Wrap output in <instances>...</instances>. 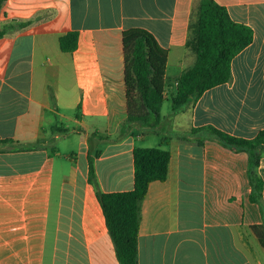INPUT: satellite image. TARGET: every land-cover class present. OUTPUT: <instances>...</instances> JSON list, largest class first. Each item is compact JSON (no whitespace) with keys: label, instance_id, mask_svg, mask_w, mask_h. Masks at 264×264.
I'll use <instances>...</instances> for the list:
<instances>
[{"label":"crops","instance_id":"crops-1","mask_svg":"<svg viewBox=\"0 0 264 264\" xmlns=\"http://www.w3.org/2000/svg\"><path fill=\"white\" fill-rule=\"evenodd\" d=\"M213 1L253 40L231 60L227 83L167 123L161 115L157 130L174 137L163 138L166 180L151 182L140 204L138 264H264L252 230L264 225V149L261 199L251 203L247 153L191 133L210 128L251 140L264 131V0ZM198 2L0 4V29L11 27L0 38V264H119L88 158L100 192L133 189L132 152L147 136L116 139L126 118L122 33L144 29L167 51V117L177 79L195 60L188 41ZM70 32L77 48L65 53L59 38ZM171 63L182 69L173 88Z\"/></svg>","mask_w":264,"mask_h":264},{"label":"trees","instance_id":"trees-1","mask_svg":"<svg viewBox=\"0 0 264 264\" xmlns=\"http://www.w3.org/2000/svg\"><path fill=\"white\" fill-rule=\"evenodd\" d=\"M4 0H0V4ZM23 26V25H19ZM0 29L2 38L8 29ZM188 45L195 55L194 63L186 69L175 85L171 96V114L165 119L161 107L166 100L164 79L168 53L148 31L139 28L122 33L126 118L118 130V137L156 134L165 120L188 108L208 89L230 80L231 60L252 43V30L233 22L226 9L213 0H199L195 20L190 24ZM78 34L67 33L59 38L62 52L76 50ZM163 119V120H162ZM192 134L207 133L222 145L248 155L249 201L261 199L263 180L256 169L264 149V131L253 139L231 137L215 129H192ZM133 155V189L126 192L102 193L97 189L93 160L88 158V181L96 189L106 229L114 245L119 264H138V228L140 204L151 182H164L170 154L160 148L135 147ZM260 246L264 249V225L253 226Z\"/></svg>","mask_w":264,"mask_h":264},{"label":"rangeland","instance_id":"rangeland-1","mask_svg":"<svg viewBox=\"0 0 264 264\" xmlns=\"http://www.w3.org/2000/svg\"><path fill=\"white\" fill-rule=\"evenodd\" d=\"M171 62H174L173 59H170ZM180 68H175L173 66V63H171V65L168 67V70H167V76H166V82L167 84L171 83L172 84V88H173V82H174V79L173 77L178 74L180 72ZM169 102L168 101H165L163 103V106H162V110H161V115L164 117V119L166 118V115L167 113L169 112ZM165 123H167L165 121ZM168 134L169 136H165V134H163L161 131L159 132L158 130L156 131V134H147L146 138H145V141H138L136 142V145L137 146H140L142 148H161V149H166V142L165 140L163 139L164 137L167 138V137H174L173 133L172 132H168L166 133ZM118 135V134H117ZM116 135V137H117ZM66 144L65 143H62L61 146L64 147ZM181 217L183 218L184 217V211H181Z\"/></svg>","mask_w":264,"mask_h":264}]
</instances>
